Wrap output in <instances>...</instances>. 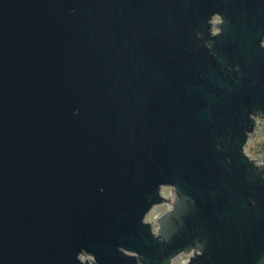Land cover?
<instances>
[{"label": "water", "instance_id": "water-1", "mask_svg": "<svg viewBox=\"0 0 264 264\" xmlns=\"http://www.w3.org/2000/svg\"><path fill=\"white\" fill-rule=\"evenodd\" d=\"M258 119L264 0H0V264H264Z\"/></svg>", "mask_w": 264, "mask_h": 264}, {"label": "rangeland", "instance_id": "rangeland-1", "mask_svg": "<svg viewBox=\"0 0 264 264\" xmlns=\"http://www.w3.org/2000/svg\"><path fill=\"white\" fill-rule=\"evenodd\" d=\"M245 151L252 157V158H259L257 160L263 161L264 160V120L258 119V123L255 129L254 134H252L248 142L245 146ZM162 193L167 197V200L154 205L151 210L146 215L145 219L150 221L153 225L154 230L158 227V218L159 216L166 211L167 209L171 208L172 206V199H173V187L170 186H163ZM84 259H92L93 256L91 254H84ZM179 257L175 258L172 264H178Z\"/></svg>", "mask_w": 264, "mask_h": 264}, {"label": "flooded vegetation", "instance_id": "flooded-vegetation-1", "mask_svg": "<svg viewBox=\"0 0 264 264\" xmlns=\"http://www.w3.org/2000/svg\"><path fill=\"white\" fill-rule=\"evenodd\" d=\"M218 21H220V16L218 14H213L210 17L209 19V22L211 23L210 32L216 33L218 31V28L215 27V23H217Z\"/></svg>", "mask_w": 264, "mask_h": 264}, {"label": "built area", "instance_id": "built-area-1", "mask_svg": "<svg viewBox=\"0 0 264 264\" xmlns=\"http://www.w3.org/2000/svg\"><path fill=\"white\" fill-rule=\"evenodd\" d=\"M191 254H192V252H190V253L182 252V253L178 254L175 258L179 257V263L178 264H187ZM174 259L172 260V262L174 261Z\"/></svg>", "mask_w": 264, "mask_h": 264}]
</instances>
